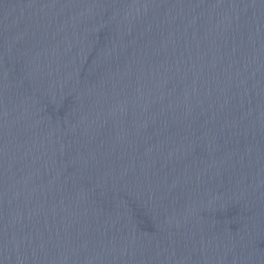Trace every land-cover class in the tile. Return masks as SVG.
I'll return each instance as SVG.
<instances>
[{
	"label": "water",
	"instance_id": "95a60500",
	"mask_svg": "<svg viewBox=\"0 0 264 264\" xmlns=\"http://www.w3.org/2000/svg\"><path fill=\"white\" fill-rule=\"evenodd\" d=\"M0 264H264V0H0Z\"/></svg>",
	"mask_w": 264,
	"mask_h": 264
}]
</instances>
